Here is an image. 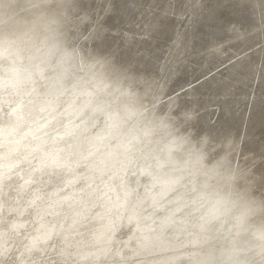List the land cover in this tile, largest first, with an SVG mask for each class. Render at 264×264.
I'll return each mask as SVG.
<instances>
[{"label": "rangeland", "instance_id": "374dc122", "mask_svg": "<svg viewBox=\"0 0 264 264\" xmlns=\"http://www.w3.org/2000/svg\"><path fill=\"white\" fill-rule=\"evenodd\" d=\"M129 1L126 0L127 9L124 10V13L120 10V13L112 14L115 0H73V3H69L68 0H0V22H3L4 25L0 28L1 115L10 112L13 107L16 110L22 107H35L38 104L46 107L47 100L54 98L53 95H49L51 92L48 90L55 88L62 90L65 94H71L80 86L91 83L93 77L97 76L96 74L103 72L108 61L116 62L119 58L123 67L121 72L123 74L119 76V80L112 79L105 83L106 92L104 95H92L82 99L83 102L92 103L97 111H102L101 114L83 115L72 123L74 127H85V131L77 138L76 143L89 147L100 140L96 145L99 151L96 152L95 149H92L89 152L92 157H98L102 152H105L106 147L112 149L119 145L125 148L124 164L121 165L122 169L117 172L109 171V169L99 178L88 179L84 168L88 165L87 163L85 166H78L75 173L77 182L71 187L72 189H66L67 191L63 190L64 188L55 189V193L60 191L58 197L69 194L72 190L80 193L98 190L96 197L86 200L84 207L87 217L84 216L77 225L67 228L69 230L65 229L68 235L63 238L62 242H59L63 245L59 251H57L58 245L52 243L39 256H27L28 251L37 250L42 239L41 233L48 234L55 231L61 223V218L58 215L63 211L58 212L55 216L49 214L48 200L36 201V206L27 210L14 207V210L10 209L11 211L9 210L1 216L0 264H121V258L124 257L120 251L135 249L137 246L142 248L141 254L135 261L125 264H216L215 257L223 250L232 247L234 243L236 247L240 246L232 222L207 207L208 190L204 187L205 177L198 168V161L193 153L192 145L193 142H200L203 135L211 138L212 141H222L225 137H232L235 141L232 152L234 162L250 173V178L255 183L256 193L264 195V119L259 127L254 125L259 120L257 107L260 110L264 109V0H218L216 10L209 6L211 4L209 2L212 0L209 2L190 0L189 3L194 5L190 13L184 10H182L183 13L181 10L177 11L178 4H182L180 0H174L177 2L168 0L167 4L160 3L156 7L153 6L156 0H151L150 6L146 5L145 0ZM123 4L122 2L124 7ZM5 5L9 6L7 12ZM208 6L211 9H204ZM242 7L253 9L256 20H249L248 16L247 19L240 22V19L236 17L240 15L238 13ZM194 10H202V19L211 20L208 22L209 24L206 23V27L209 25V28H214L213 34L206 37V42L203 45L193 46V49L195 47L194 51L186 47L187 50L180 53L185 48L174 49L164 40L170 37L171 31H179L184 28L182 31L184 30V37L186 42H189V47L192 43L198 42V39H195L197 35L194 34L195 28H193L197 24ZM212 11H215L214 14ZM128 12L134 17L131 21L127 16ZM12 13L15 14L12 15ZM152 13L156 15L153 16ZM53 16H58L61 20L58 38L62 43V48L56 51L49 49V33L45 29L46 22ZM173 16L174 18H172ZM122 17L126 23L117 26L118 23L123 22ZM158 24L161 25L159 33L156 34L155 30ZM29 27L33 32L25 35L23 31ZM246 32L252 35H246ZM155 34L160 35L156 37L157 43L150 39ZM192 36L193 38H191ZM230 41L231 46L225 48L223 44L230 43ZM235 42H238L239 45L246 43V45L235 48ZM101 47H103V51H106L107 58L100 56L99 49ZM127 53L131 54L128 58L130 61L124 64L121 62V58ZM210 54L211 56H209ZM155 55L158 57L151 60V57ZM89 61H94V65L90 68H88ZM147 61L155 63L157 66L146 71ZM200 61L204 63L202 64ZM134 66L136 68L133 69ZM232 71L233 73H231ZM187 75L190 81L184 80ZM222 77L223 79H221ZM205 79L207 81L204 84L200 83ZM166 80L167 84L163 88L162 85ZM218 80L220 82H217ZM119 82L126 86L122 92L117 89L118 86L109 91L113 85L121 84ZM212 83L216 84L213 85L217 90L215 94H209V89L207 90L206 85ZM156 86L160 88L159 90L157 88V91L155 90ZM171 87L173 89H170ZM217 87H224V89ZM203 91L204 93H202ZM247 92L249 94H246ZM201 97L203 99H199ZM109 100L121 104L127 100L132 105L125 103L123 105L135 109L133 115L125 114L121 118L120 129H115L114 132L116 133L118 130L120 139L107 136L98 139V136L104 133L108 126L111 127V131L113 130L114 120L110 113L114 106L111 101L107 102ZM201 101L205 103L202 107L199 105ZM66 103L67 101L64 99L57 100L50 115H46V117L51 116V127L47 130L44 128V131L35 126L37 129L35 131L39 134L33 133L32 127L34 126H30L31 122H37L36 113L39 110L28 111V122L26 118L25 124L16 128L17 130H5L9 127L8 120L4 117L1 118L0 133H3V143L0 144V158L8 152L13 144H28L31 139H38L37 137H41L38 140L41 153H48L55 147L68 150L74 146L75 140L62 134L67 121ZM228 105L230 108L232 107V114L226 118L221 114V107ZM163 108L166 109L165 112H162ZM105 120L109 121L110 125ZM154 121L156 122L152 124ZM235 122H239V124ZM234 125L237 126V130L234 129ZM137 127L139 128L137 129ZM201 129L205 130L202 132ZM127 133H133L132 145L128 141L129 138L121 139ZM190 138H193V141H188ZM251 140L253 145H250ZM103 142H107L106 147H103ZM215 147H219V145L217 144ZM133 148L136 149L133 150ZM40 152L37 151L33 159L23 163L22 168L37 165ZM21 156V152H16L10 158L11 163H17ZM56 172H59V168H56ZM28 175L26 174V183H28ZM53 177L52 175L43 179L35 178L32 182L47 189L55 185L56 180ZM98 184H100L99 187ZM171 185L174 186L173 190L166 192V189ZM113 195H117L119 199L121 197L118 207L123 208L124 219L131 213L129 203L131 200L133 201V211L138 225L130 234L118 230L108 241L105 238L96 240L94 247L89 250L88 243L83 237L81 225L90 223L91 220H94L93 218L103 216L101 214L105 212L104 206H116L115 202L117 201ZM1 196L3 193H0V198ZM119 217L121 218V212ZM11 225L18 227L15 238L7 236L3 230ZM10 240H14L13 249L17 246L22 254H27L22 255L14 252L11 248L13 243Z\"/></svg>", "mask_w": 264, "mask_h": 264}, {"label": "bare ground", "instance_id": "6f19581e", "mask_svg": "<svg viewBox=\"0 0 264 264\" xmlns=\"http://www.w3.org/2000/svg\"><path fill=\"white\" fill-rule=\"evenodd\" d=\"M9 1V0H8ZM103 1V0H102ZM110 1V0H109ZM131 1V0H130ZM129 1V2H130ZM140 1V0H139ZM150 1L151 0H145L146 5L150 6ZM182 2V4H178V7H176L177 11L181 10V12L183 13L182 10L186 11L187 13H190V10L193 8V4H190L189 1L190 0H180ZM196 1V0H193ZM206 2H209V0H204ZM203 1V2H204ZM217 1L218 0H212L209 6L212 7V9L216 10V5H217ZM90 2V1H88ZM122 2L124 3V7L122 6ZM142 2V1H141ZM173 2H177L174 1ZM197 2V1H196ZM167 4L168 0H156L153 4L154 7L157 6V4ZM219 3V1H218ZM225 3V2H224ZM8 4V3H7ZM133 4V3H132ZM195 4V2H194ZM145 5V4H144ZM145 5V6H146ZM208 5V3H207ZM169 6H171L169 4ZM200 6V5H199ZM208 6V8H204V9H209L210 7ZM94 7V6H93ZM107 7V6H106ZM196 7V6H195ZM257 8V7H256ZM81 9V7H80ZM127 9V2L126 0H115V2L113 3V12L112 14H118L120 13V10H122V12L124 13V10ZM131 9V8H130ZM211 9V8H210ZM223 9V8H222ZM84 10V9H83ZM82 10V11H83ZM170 10V9H169ZM253 10V9H252ZM249 10V9H244L243 7L239 10L240 14L238 17V19H240V22L244 19H247V17L249 16V20H254L255 19V13L254 11ZM258 10V9H257ZM130 11V10H129ZM156 11V10H155ZM160 11V10H159ZM195 11V10H194ZM201 11H195V16L197 17V24L193 27L194 29V34H197L195 36V39H198V42H194L192 43L191 47H189V42L187 43L184 37V30L179 31H171V35L169 38H167V40H164L167 44H171L174 49L178 48V49H183L181 52L179 50L180 53H182L183 51L187 50L186 47L193 49V46H201L204 44V42H206V37L207 36H212L213 34V30L214 28H208L206 27V23L209 24L208 22L211 20H204L202 19V15H201ZM224 11V10H223ZM259 11V10H258ZM93 12V11H92ZM172 12V11H171ZM214 14L215 11H212ZM222 12V11H221ZM257 12V11H256ZM174 13V12H173ZM178 13V12H177ZM180 13V12H179ZM203 13V12H202ZM208 13V12H206ZM224 13V12H223ZM237 13V12H236ZM163 14V13H162ZM166 14V13H165ZM172 14V13H171ZM181 14V13H180ZM210 14V12H209ZM260 14V13H258ZM257 14V15H258ZM65 15V14H64ZM151 15H156L155 13H152ZM173 15V14H172ZM175 15V14H174ZM185 15V14H184ZM188 15V14H187ZM193 15V14H192ZM121 16H124L121 14ZM127 16H129L130 21L132 20V14L131 13H127ZM179 16V14H178ZM218 16V15H217ZM69 17V16H68ZM105 17V16H104ZM114 17V16H113ZM164 17V16H163ZM193 17V16H191ZM198 17H200L198 19ZM209 17V16H207ZM234 17V16H233ZM112 18V17H111ZM122 17V21H123ZM134 18V17H133ZM161 18V17H160ZM174 18V16L172 17ZM212 18V17H211ZM229 18V17H228ZM258 18H260L258 16ZM66 19V18H65ZM119 19V18H118ZM117 19V20H118ZM164 19V18H163ZM169 19V18H168ZM206 19V18H205ZM209 19V18H207ZM221 19V18H220ZM114 20V19H113ZM162 20V18H161ZM170 20V19H169ZM168 20V21H169ZM188 20V19H187ZM195 20V19H194ZM223 20V19H221ZM235 20V18H234ZM256 20V19H255ZM91 21V20H90ZM96 21V20H95ZM129 21V22H130ZM231 21V20H230ZM259 21V19H258ZM213 22V21H212ZM94 23V22H93ZM111 23V22H110ZM126 23V21H125ZM124 21L121 23H118L117 26H121L123 24H125ZM195 23V22H193ZM215 23V22H214ZM213 23V24H214ZM253 23V22H252ZM150 24V23H149ZM235 24V23H234ZM256 24H258L256 22ZM102 25V24H101ZM160 25L158 24L156 31V34L159 33V29H160ZM171 25V24H170ZM189 25V24H188ZM212 25V24H211ZM230 25V24H229ZM104 26V25H103ZM109 26V25H108ZM145 26V25H144ZM152 26V25H151ZM166 26V25H165ZM164 26V27H165ZM180 26V25H179ZM193 26V25H192ZM240 26V25H239ZM243 26V25H242ZM150 27V26H149ZM163 27V26H162ZM167 27V26H166ZM185 27V26H184ZM212 27V26H211ZM214 27V26H213ZM216 27V26H215ZM227 28V27H226ZM231 28V26H230ZM28 29V30H27ZM87 29V28H86ZM105 29V28H104ZM25 30H27L25 32ZM23 33L26 35L31 34L33 31H31V27L26 28ZM32 30H34V28L32 27ZM73 30V29H72ZM147 30V29H146ZM172 30V29H171ZM176 30V29H175ZM192 30V29H191ZM223 30V29H222ZM226 30V29H225ZM252 30V29H251ZM38 31V30H35ZM74 31V30H73ZM81 31V30H80ZM166 31V30H165ZM164 31V32H165ZM169 31V30H168ZM235 31V30H234ZM241 31V30H240ZM106 32V31H105ZM148 32V31H147ZM225 32V31H224ZM227 32V30H226ZM250 32V31H249ZM69 33V32H68ZM163 33V32H162ZM190 33V31H189ZM221 33V32H219ZM230 33V32H229ZM109 34V33H108ZM119 34V33H118ZM153 35L152 38L154 40V43H157V39L156 37H159L160 35ZM233 34V33H232ZM249 34L246 32V35ZM251 34V33H250ZM249 34V35H250ZM35 35V34H34ZM47 35V34H46ZM84 35V34H83ZM107 35V34H106ZM124 35V34H123ZM187 35V34H186ZM235 35V34H234ZM243 35V34H242ZM252 35V34H251ZM238 36V35H237ZM236 36V37H237ZM246 37V36H245ZM244 37V39H245ZM254 37V36H253ZM136 38V37H135ZM193 38V36L191 37ZM216 38V37H215ZM233 38V36H232ZM240 38V37H239ZM257 38V37H256ZM255 38V40H256ZM76 39V38H75ZM127 39V38H126ZM143 39V38H142ZM165 39V38H164ZM243 39V40H244ZM114 40V39H113ZM229 40V39H228ZM232 40V39H231ZM254 40V39H253ZM151 41V40H150ZM215 41V40H214ZM111 42V41H110ZM226 42V41H225ZM33 43V42H32ZM113 43V42H112ZM123 43V42H122ZM236 43V42H235ZM258 43V42H256ZM107 44V43H106ZM149 44V43H147ZM218 44V43H217ZM231 43H227V44H223L225 46V48H227ZM234 44V43H233ZM112 45V44H111ZM246 45V43H242L241 45L238 44V42L234 45V47H239V46H244ZM155 46V44H154ZM160 46V45H159ZM163 46V45H162ZM213 46V45H212ZM231 46V45H230ZM112 47V46H111ZM148 47V46H147ZM167 47V46H166ZM206 47V46H205ZM36 48V47H35ZM76 48V47H75ZM86 48V47H85ZM120 48V47H119ZM156 48V47H155ZM172 48V47H171ZM209 48V47H207ZM224 48V49H225ZM232 48V47H231ZM241 48V47H240ZM79 49V48H78ZM165 49V48H164ZM229 49V48H228ZM253 49V48H252ZM114 50V49H113ZM207 50V49H206ZM243 50V49H242ZM167 51V50H166ZM240 51V50H239ZM150 52V51H149ZM162 52V51H161ZM164 52V51H163ZM210 52V51H209ZM228 52V51H227ZM113 53V52H112ZM135 53V52H134ZM195 53V52H194ZM202 53V52H201ZM208 53V52H207ZM99 54L101 57H105L107 58V54L106 51H103V47H101L99 49ZM141 54V53H140ZM176 54V53H175ZM192 54V53H191ZM206 54V53H205ZM162 55V53H161ZM229 55V54H228ZM131 54L127 53L126 56H123V58H121V62H124V64L128 63V61H130ZM140 56V55H139ZM148 56V55H147ZM172 56V55H171ZM184 56V55H183ZM204 56V54H203ZM211 56V54L209 55ZM221 56V55H220ZM234 56V55H232ZM18 57V56H17ZM57 57V56H56ZM112 57V56H111ZM122 57V56H121ZM158 55L152 56V59L157 58ZM191 57V55H190ZM197 57V56H196ZM207 57V56H205ZM117 58V57H116ZM171 58V57H170ZM185 58V57H184ZM199 58V57H198ZM149 59V58H147ZM160 59V58H159ZM178 59V58H177ZM202 59V58H201ZM209 59V58H208ZM135 60V59H133ZM165 60V59H164ZM207 61V59H205ZM230 60V59H229ZM240 60V59H239ZM80 61V60H79ZM191 61V60H189ZM197 61V60H196ZM54 62V61H53ZM156 62V61H155ZM201 62V61H200ZM264 62V61H263ZM76 63V62H75ZM78 63V62H77ZM187 63V62H186ZM202 63V62H201ZM204 63V62H203ZM202 63V64H203ZM241 63V62H240ZM107 65L104 66V70L103 72L96 74L97 76L93 77V81L87 85H83L80 86L79 88H77L75 91H72L71 94H65L62 90H58L55 88H51L50 91L51 93L49 95H53L54 98H52L51 100L46 97L47 99H49V101L47 100L46 103V107L42 104H38L35 107H22L19 110H16L15 107H13V109L10 110V112L5 113L3 115H1L0 113V119L1 118H5L8 120V125L9 127H7L8 131H12V130H17L16 128H19L20 126H22L23 124H25V120L27 118V112H35L36 110H39L36 113L37 116V122L30 124V126H34L32 127V132L35 133L37 130L36 127L43 129L45 131V129H49L51 127V116H47L46 115H50L51 113V109L55 107V104L57 102V100L60 99H64L65 101H67L66 103V109H65V116H66V126L63 128L62 134H65L66 137L75 140V144L74 146H71L70 149L68 150H62V148H58L55 147L54 150L48 152V153H41V148H39L40 143H39V139L41 137H37L38 139L34 140L35 138L31 139V141L28 144H24V145H20L18 144H13V146H11L8 150L7 153H5L1 158H0V193H3V196H1L0 198V217L3 216L5 213H7V211L14 210V207H19L20 210H27L28 208L31 209L33 208L35 205L36 201H40V200H48V208L47 210L49 214L55 216V214H57L60 211H63L61 214L58 215L59 218H61V223L56 227L57 229L55 231H51L48 234H42V239L40 241V243L38 244L37 250L36 251H28V254H31L32 252H34L33 255H40L42 252H44V250L48 247L49 244L52 243H56L58 245V250L59 251L61 249V246L63 247L62 244H59V242H62L63 238L68 235V232H66L67 228L73 227L74 225H77L79 221H82V219L84 218V216H86V208L84 207L86 204V200L89 199L90 197L94 196L96 197V192L98 190H93V191H87L86 193H80L79 191L76 192L74 190H72L69 194H66L62 197H58L57 195L60 193H55V189L57 188H64L63 190H70L72 189L71 187L77 182L76 177H75V173L77 172L78 166H85L87 163L88 165H86L85 168V175L86 177L89 178H99L100 176H102L103 174H106L107 171H115L117 172L118 170L122 169V164L123 163V158H124V150L125 148L123 146H115L112 147V149L107 148V142H103V147H106L105 152H102L100 155H98V157H92L89 155V152L92 149H95V151H99L98 145L99 141L95 142L96 144L86 147L84 144L81 143H76L77 138L85 131L84 130V126H80V127H74L72 121L79 119L81 116L86 115V116H91V115H96V114H101L102 111H97V109L93 106L92 103H87V102H83L82 99L84 97H90V96H95V95H104L106 92V85L105 83H107L108 81L114 79V81H118L119 80V76L123 73L122 69L123 67L121 66L122 63H120L119 58L117 59L116 62H110L108 61L106 63ZM123 64V66H124ZM143 64V63H142ZM237 64V63H236ZM94 65V61L92 62H88V68H90V66ZM181 65V64H180ZM157 65L155 63L152 62H148L146 64V71H150L153 68H155ZM170 66V65H169ZM251 66V65H250ZM129 68V67H128ZM133 69L136 68L135 66L132 67ZM167 68V67H166ZM185 68V67H184ZM231 68V67H230ZM245 68V67H244ZM250 68V67H248ZM78 69V68H77ZM163 69V68H162ZM181 69V67H180ZM234 69V68H233ZM126 70V69H125ZM130 70H132L130 68ZM168 70V68H167ZM173 70V69H172ZM186 70V69H185ZM184 70V71H185ZM145 71V70H143ZM183 71V70H182ZM211 71V70H210ZM132 72V71H131ZM179 72V71H178ZM181 72V71H180ZM191 72V71H190ZM193 72V71H192ZM235 72V71H234ZM153 73V72H152ZM200 73V72H198ZM233 73V71L231 72ZM237 73V72H236ZM257 73V72H256ZM103 74V76L101 77V75ZM175 74V73H174ZM178 74V73H177ZM80 75V74H79ZM136 75V74H135ZM154 75V74H153ZM168 75V74H167ZM185 75V74H184ZM191 75V74H190ZM222 75V74H221ZM243 75V74H240ZM149 76V75H148ZM179 76V75H178ZM237 76V74H236ZM122 77V76H121ZM138 77V76H137ZM150 77V76H149ZM181 77V76H180ZM212 77V76H211ZM210 77V78H211ZM231 77V76H229ZM239 77V76H238ZM130 78V77H129ZM145 78V77H144ZM209 78V79H210ZM228 78V77H227ZM242 78V76H241ZM128 79V78H127ZM141 79V78H140ZM158 79V78H156ZM165 79V78H163ZM179 79V78H178ZM226 79V78H225ZM244 79V78H243ZM246 79V78H245ZM121 80V79H120ZM149 80V79H148ZM221 80V79H220ZM228 80V79H227ZM256 80V79H255ZM258 80V79H257ZM134 81V80H133ZM163 81V80H162ZM176 81V79H175ZM190 81V80H189ZM205 81V80H204ZM207 81V79H206ZM129 82V79H128ZM160 82V81H159ZM170 82V81H169ZM168 82V84H169ZM180 82V80H179ZM178 82V83H179ZM188 82V81H187ZM210 82V81H209ZM208 82V83H209ZM240 82V81H239ZM238 82V83H239ZM118 83V82H117ZM121 83V82H119ZM142 83V82H141ZM145 83V82H144ZM149 83V82H148ZM184 83V82H183ZM191 83V82H190ZM224 83V82H223ZM226 83V82H225ZM244 83V82H243ZM167 84V80L166 82L162 85L163 88H165ZM220 84V83H219ZM237 84V83H236ZM245 84V83H244ZM255 84V83H254ZM132 85V84H131ZM145 85V84H143ZM157 85V84H156ZM176 85V84H175ZM213 85H216L214 83L212 84H208L207 86V90L209 89L208 93L209 94H215L217 92V90L213 87ZM240 85V84H239ZM115 86H118L117 89L119 91H123L126 86L121 84H117V85H113L109 91L113 90V88ZM149 86V85H148ZM255 86V85H254ZM257 86V85H256ZM44 87V86H43ZM159 86H156V91L157 88ZM173 87V86H172ZM170 89H173V88ZM246 87V86H245ZM26 88V87H25ZM40 88V87H39ZM153 88V87H152ZM198 88V87H197ZM218 88V87H217ZM232 88V87H231ZM237 88V86H236ZM160 88H158L159 90ZM178 89V87H177ZM199 89V88H198ZM218 89H224V87H219ZM240 89V87H239ZM244 89V88H243ZM135 90V89H134ZM133 90V91H134ZM150 90V89H149ZM164 90V89H161ZM160 90V91H161ZM168 90V89H167ZM242 90V89H241ZM258 90V89H257ZM263 90V89H262ZM116 91V90H115ZM169 91V90H168ZM173 91V90H171ZM180 91V90H179ZM186 91V90H185ZM221 92V90H219ZM234 91V90H233ZM237 92V90H235ZM246 91V88H245ZM244 91V92H245ZM120 92V93H121ZM162 92V91H161ZM207 92V91H206ZM227 92V91H226ZM241 92V91H240ZM116 93V92H115ZM127 93V92H126ZM137 93V92H136ZM151 93V92H150ZM170 93V92H169ZM188 93V92H187ZM191 93V92H190ZM204 93V91L202 92ZM230 93V92H229ZM166 94V93H165ZM194 94V93H193ZM224 94V93H223ZM234 94V92H233ZM246 94H249L248 92ZM137 95V94H136ZM187 95V94H186ZM206 95V94H205ZM232 95V94H230ZM238 95V94H237ZM47 96V94H46ZM131 96V95H130ZM174 96V95H173ZM215 96V95H214ZM244 96V95H243ZM135 97V96H134ZM157 97V96H156ZM203 97V96H202ZM199 98V99H203V98ZM218 97V96H217ZM226 97V96H225ZM240 97V96H239ZM130 98V97H129ZM136 98V97H135ZM141 98V97H139ZM206 98V97H204ZM238 98V97H237ZM243 98V97H242ZM196 99V98H195ZM213 99V98H212ZM245 99V98H244ZM243 99V101H244ZM117 100V99H116ZM209 100V98H208ZM207 100V101H208ZM42 101V100H41ZM111 100L107 101L110 102ZM125 101V100H124ZM140 101V100H138ZM212 101V100H211ZM249 101V100H248ZM264 101V100H263ZM43 102V101H42ZM106 102V103H107ZM113 103L114 109L112 110V112L110 113L112 115L113 118V130L111 131V127L108 126L106 131L104 133H102L101 135L98 136V139L103 138V136H107V137H118V130L120 129L121 125H122V119L123 116L125 114L127 115H133L134 114V108L131 109L130 106H124L123 104H127V105H132V103L130 102H124L123 104H121L120 102H115V101H111ZM38 103V102H37ZM105 103V104H106ZM183 103V101H182ZM207 103V102H206ZM103 104V105H105ZM165 104V103H164ZM187 104V103H186ZM199 104V103H198ZM213 104V103H212ZM230 104H232L230 102ZM229 104V105H230ZM102 105V106H103ZM142 105V104H141ZM176 105V104H175ZM185 105V104H184ZM195 105V104H194ZM201 107L205 105V103H203L202 101L199 104ZM226 106V107H221V114L224 115L226 118L229 117L232 114V107L230 108V106ZM188 106V105H187ZM184 106V107H187ZM196 106V105H195ZM225 106V105H223ZM209 107V106H208ZM104 108V106L102 107V109ZM255 108V107H254ZM253 108V109H254ZM101 109V110H102ZM164 109V108H163ZM175 109V108H174ZM186 109V108H184ZM202 109V108H201ZM200 109V110H201ZM207 109V108H206ZM179 110V109H178ZM166 109L162 110V112H165ZM187 111V110H186ZM203 111V110H202ZM201 111V112H202ZM173 112V111H172ZM249 112V111H248ZM156 113V112H155ZM167 113V112H166ZM165 113V114H166ZM178 112H176L177 114ZM186 113V112H185ZM188 113V112H187ZM190 113V111H189ZM207 113V112H206ZM210 113V111H209ZM257 113H259L258 118L259 120L255 122V126L259 127L260 124H262V120L264 119V109H261L259 107H257ZM35 114V113H34ZM179 114V113H178ZM137 115V114H136ZM168 115V114H167ZM199 115V114H198ZM201 115V114H200ZM33 116V115H32ZM184 116V115H183ZM187 116V115H186ZM45 117V118H44ZM146 117V116H145ZM175 117V116H174ZM210 117V116H209ZM253 117V116H252ZM155 118V117H154ZM164 118V117H163ZM176 118V117H175ZM204 118V117H203ZM106 119V118H105ZM150 119V118H149ZM152 119V118H151ZM167 119V118H166ZM206 119V118H205ZM224 119V118H223ZM246 119V118H245ZM248 119V118H247ZM146 120V119H145ZM32 121V120H31ZM151 121V120H150ZM153 121V120H152ZM183 121V120H182ZM193 121V120H192ZM27 122H28V118H27ZM52 122H53V118H52ZM105 122L107 124H109L106 120ZM140 122V121H139ZM149 122V121H148ZM156 121L152 122L155 123ZM179 122V121H178ZM111 123V122H110ZM181 123V122H180ZM237 124H239V122H235ZM149 124V123H148ZM160 124V123H159ZM28 125V124H27ZM110 125V124H109ZM155 125V124H154ZM164 125H166L164 123ZM170 125V124H169ZM192 125V124H191ZM36 126V127H35ZM92 126V125H91ZM172 126V125H171ZM175 126V125H174ZM155 127V126H154ZM153 127V128H154ZM15 128V129H14ZM45 128V129H44ZM95 128V127H94ZM93 128V129H94ZM139 127H137L138 129ZM115 129H118L117 132L115 133ZM234 129L237 130V126L234 125ZM110 130V131H109ZM147 130V129H146ZM168 130V129H167ZM195 130V129H194ZM202 132L205 129H201ZM151 131V130H150ZM184 131V130H183ZM124 132V131H123ZM39 134V132H36ZM141 134V133H140ZM136 135V134H134ZM142 135V134H141ZM144 135V134H143ZM3 133H0V144L3 143ZM157 136V135H156ZM176 136V135H175ZM178 136V135H177ZM204 136V135H203ZM219 136V135H218ZM124 138L121 139H125V138H129V142L130 145H132V141L134 139L133 133H127L123 136ZM153 137V136H152ZM137 138V137H136ZM135 138V139H136ZM148 138V137H147ZM120 139V138H119ZM151 139V138H150ZM193 138H190V140L188 141H193ZM254 139V137H253ZM163 140V139H161ZM254 141V140H253ZM164 142V141H163ZM255 142V141H254ZM116 144V142H114ZM165 143V142H164ZM184 143V142H183ZM137 144V143H136ZM162 144V143H161ZM177 145V144H176ZM183 145V144H182ZM250 145H253L252 140L250 141ZM96 146V147H94ZM158 147V146H157ZM127 148V147H126ZM165 148V147H164ZM136 148H133V150ZM132 150V149H131ZM21 152V158L17 163H11L10 158L11 156H13L16 152ZM37 151H39L41 154H39V162L37 165H33V166H28V168L23 169L22 165L23 163H26L27 161H30V159H33V156L35 153H37ZM180 151V150H179ZM158 152V151H157ZM174 152V151H173ZM256 152V151H255ZM259 152V151H258ZM136 153V152H135ZM133 153V154H135ZM132 154V155H133ZM73 155V156H72ZM131 156V155H130ZM160 156V155H159ZM155 157V156H154ZM173 160V159H172ZM33 161V160H32ZM161 163L163 161H160ZM190 162V160H189ZM46 166V167H44ZM42 167V168H41ZM142 167V166H141ZM54 168V169H51ZM56 168H59V172H56ZM162 168V167H161ZM165 170V169H164ZM161 171V170H160ZM26 174H29L31 176L28 175V183H26ZM109 174V173H108ZM54 176L53 179L56 180L55 185H52L51 187H48L46 189V187L44 188L42 185L38 184V183H34L32 182L33 179L35 178H47V177H51ZM142 178V177H141ZM38 180V179H37ZM79 182V181H78ZM50 183V182H49ZM52 183V182H51ZM94 183V182H93ZM92 185V184H91ZM100 184H98L97 186L99 187ZM48 186V185H47ZM93 186V185H92ZM75 187V186H74ZM73 187V188H74ZM174 186H169L166 189L167 191H171V189ZM79 188V187H78ZM44 189V190H43ZM87 190V188L85 189V191ZM173 190V189H172ZM18 191V192H16ZM47 191V192H46ZM67 191V190H66ZM46 192V193H44ZM62 192V191H61ZM140 192V191H139ZM165 192V193H166ZM164 194V193H163ZM111 196V195H109ZM116 198L115 203L116 206L110 207V206H104L105 208V212L104 214H101L103 216L98 217V218H93L94 220H91L90 223L87 224H82L81 225V229L84 233L83 237L86 239V242L88 243L87 246L89 247V250H91L94 245L96 244V240L99 241L100 239L105 238V240H109L110 238H112L118 230H121L122 232L126 233V234H130L131 231L134 230L135 226L138 225V221L136 220V215L135 212L133 211V201L131 200V203H129V210L131 213L128 214V216L126 217V219H124L125 217V213L123 208H119L118 207V203L120 202V199L117 198V195H113ZM173 202V201H172ZM75 203V204H74ZM186 203V202H185ZM10 204V205H9ZM203 205V204H202ZM68 207H70L69 209H67ZM191 207V206H190ZM195 208V207H194ZM67 209V210H66ZM205 209V208H204ZM10 210V211H11ZM17 210V209H16ZM212 210V209H211ZM199 211V210H198ZM205 211V210H204ZM121 212V218L119 217ZM124 214H123V213ZM191 214V213H190ZM87 217V216H86ZM221 217V216H220ZM119 218V219H118ZM215 218V217H214ZM188 221V220H187ZM203 222V221H202ZM214 222V221H213ZM177 223V222H176ZM185 224V223H184ZM163 225V224H162ZM205 225V224H204ZM185 227V226H184ZM194 227V226H193ZM65 229H67L65 231ZM7 236H12L15 238V236L18 233V227L17 225H11L8 226V228L3 229ZM170 230V229H169ZM205 231V230H204ZM217 232V231H216ZM222 233V232H221ZM194 234V233H193ZM214 234V233H213ZM232 235V234H231ZM160 236V235H159ZM55 237V238H54ZM199 237V236H198ZM218 237V236H217ZM172 238V237H171ZM215 238V237H214ZM179 239V238H178ZM219 239V238H218ZM13 245H11V248L13 249L14 246V240H10ZM190 241V240H189ZM205 241V240H204ZM211 241V240H209ZM10 242V244H11ZM229 242V241H228ZM224 243V242H223ZM183 244V243H182ZM56 246V245H55ZM201 246V245H200ZM218 246V245H217ZM222 246V245H221ZM225 247V246H224ZM14 252L17 253H21V250L19 247H14L13 249ZM221 251V250H220ZM27 252V251H26ZM123 255L124 258H121L122 263L121 264H125V263H130V261H135L138 257L139 254H141L142 252V248L140 246H137V248L135 249H122V251H120ZM23 254H27V253H23ZM22 254V255H23ZM28 257L32 256V255H28ZM48 255V254H47ZM212 255V254H211ZM26 257V255H25ZM26 257V258H28ZM121 257V256H119ZM178 258V257H177ZM34 259V258H33ZM190 259V258H189ZM36 260V259H35ZM208 260V259H207ZM38 261V260H37ZM205 261V260H204ZM165 263V262H164ZM204 263V262H202ZM206 263V262H205Z\"/></svg>", "mask_w": 264, "mask_h": 264}, {"label": "clouds", "instance_id": "9594fccd", "mask_svg": "<svg viewBox=\"0 0 264 264\" xmlns=\"http://www.w3.org/2000/svg\"><path fill=\"white\" fill-rule=\"evenodd\" d=\"M68 2L73 3V0ZM8 7L5 5L6 12ZM60 24L58 16L51 17L45 24L49 49L53 51L62 48L58 38ZM217 144L219 147H215ZM234 144L232 137L212 141L202 136L200 142L192 145L198 168L205 177L207 207L232 222L240 242L239 247L234 243L223 250L215 261L216 264H264V195L256 193L250 173L234 162Z\"/></svg>", "mask_w": 264, "mask_h": 264}, {"label": "water", "instance_id": "95a60500", "mask_svg": "<svg viewBox=\"0 0 264 264\" xmlns=\"http://www.w3.org/2000/svg\"><path fill=\"white\" fill-rule=\"evenodd\" d=\"M2 26H4L3 25V22H0V28L2 27ZM183 76L185 77V75L183 74ZM183 77V78H184ZM221 79H223V77L221 78ZM184 80H188L189 81V78H188V75H187V77L186 78H184ZM206 82V79H205V81H202V82H200V83H205ZM217 82H220V80H218ZM55 238V237H54ZM34 254V252H32L31 254H28V255H33Z\"/></svg>", "mask_w": 264, "mask_h": 264}]
</instances>
